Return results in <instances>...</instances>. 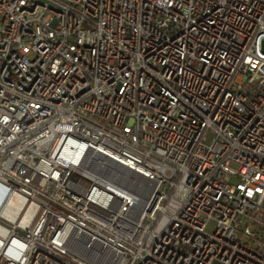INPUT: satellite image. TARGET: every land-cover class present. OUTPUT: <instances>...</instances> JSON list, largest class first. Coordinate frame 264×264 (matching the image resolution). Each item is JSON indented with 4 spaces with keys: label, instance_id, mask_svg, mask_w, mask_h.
Instances as JSON below:
<instances>
[{
    "label": "built area",
    "instance_id": "obj_1",
    "mask_svg": "<svg viewBox=\"0 0 264 264\" xmlns=\"http://www.w3.org/2000/svg\"><path fill=\"white\" fill-rule=\"evenodd\" d=\"M0 195V264H264V0H0Z\"/></svg>",
    "mask_w": 264,
    "mask_h": 264
},
{
    "label": "bare ground",
    "instance_id": "obj_2",
    "mask_svg": "<svg viewBox=\"0 0 264 264\" xmlns=\"http://www.w3.org/2000/svg\"><path fill=\"white\" fill-rule=\"evenodd\" d=\"M2 195H0V200ZM152 248H154V259H161V241H152Z\"/></svg>",
    "mask_w": 264,
    "mask_h": 264
},
{
    "label": "rangeland",
    "instance_id": "obj_3",
    "mask_svg": "<svg viewBox=\"0 0 264 264\" xmlns=\"http://www.w3.org/2000/svg\"><path fill=\"white\" fill-rule=\"evenodd\" d=\"M211 138V136H209L208 137V139H210ZM233 167V166H232ZM226 181L227 182H229V183H235L236 182V180L234 179V178H226ZM213 223H210L209 225H208V228H207V231L208 232H211L212 231V229H213Z\"/></svg>",
    "mask_w": 264,
    "mask_h": 264
}]
</instances>
